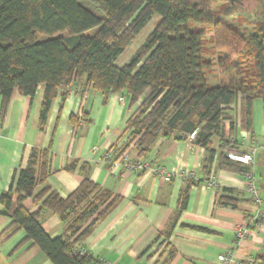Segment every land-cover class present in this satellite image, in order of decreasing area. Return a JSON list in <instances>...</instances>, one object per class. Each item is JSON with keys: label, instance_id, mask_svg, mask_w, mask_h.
Returning a JSON list of instances; mask_svg holds the SVG:
<instances>
[{"label": "trees", "instance_id": "obj_1", "mask_svg": "<svg viewBox=\"0 0 264 264\" xmlns=\"http://www.w3.org/2000/svg\"><path fill=\"white\" fill-rule=\"evenodd\" d=\"M221 1L228 6L227 14H244L230 12L239 9L234 0ZM257 1L258 8L250 17L253 33L246 37L238 27L215 17L214 0H0L2 115L16 90L33 98L44 86L41 126L47 124L58 96L66 100L68 91L62 88L73 82L78 89L85 82L105 95L126 92L131 107L142 103L127 122V141L108 150L111 158L107 165L121 161L132 144L137 153L132 161L136 162L145 158L160 138L185 141L197 131L195 143L208 154L203 168L207 178L216 156L213 138L220 144L219 168L242 177L250 168L230 160L225 150H241V131L254 141V103L260 100L264 104V0ZM155 15L160 19L143 47L129 63L116 66ZM42 36L47 39L41 41ZM209 38L216 49H229L232 55L241 47L249 51V63L239 62L230 68L219 63L230 82L218 87L210 86L206 77L211 67L204 57ZM237 106L236 117L233 109ZM50 158L49 150L34 149L28 167L15 171L9 189L0 198L1 213L13 219L6 233L13 236L23 231L26 236L21 247L32 243L52 264H105L78 247L122 198L102 190L89 178L90 164L82 169L85 179L80 187L62 198L46 184ZM186 179L177 218L186 210L195 183L194 178ZM30 197L41 204L35 212L22 206ZM15 202L18 208L10 214ZM218 202L236 207L224 197ZM44 211L59 216L64 226L61 236L51 238L43 230L40 217ZM257 264H264V254Z\"/></svg>", "mask_w": 264, "mask_h": 264}, {"label": "crops", "instance_id": "obj_2", "mask_svg": "<svg viewBox=\"0 0 264 264\" xmlns=\"http://www.w3.org/2000/svg\"><path fill=\"white\" fill-rule=\"evenodd\" d=\"M62 89L68 91V96L63 101L59 95L54 101L45 126L40 122L44 86L33 98L16 90L4 115L0 95V198L9 189L15 171L28 167L34 149L49 150L46 184L52 192L68 198L85 179L83 167L90 164L89 178L102 190L122 198L78 247L97 260L105 264H223L218 257L234 248V229L239 226L247 228L249 236L234 248V262L230 264H257V258L264 254V219H256L259 212L264 215V156H260L264 154V105L260 100L254 103L253 148L257 153L251 169L263 201L257 207L245 191L243 178L219 168L220 144L216 138L212 139L216 156L209 177L216 180L214 189L206 186L209 178L203 169L208 154L189 137L185 141L160 138L148 154V171L129 172L120 161L103 164L102 154L127 141V122L142 100L131 107L126 92H86L76 84ZM225 128L228 132V122ZM127 153L135 160V144ZM72 164L75 167L69 170ZM187 173L195 175V183L190 188L186 210L177 218L179 196L188 185ZM221 197L232 200L236 207L221 206ZM40 205L34 197L22 204L30 212ZM3 208L0 200V264H52L32 243L21 247L26 236L23 231L13 236L6 233L13 219L1 213ZM17 208L15 202L10 214ZM40 223L51 238L64 232L55 213L44 211Z\"/></svg>", "mask_w": 264, "mask_h": 264}, {"label": "rangeland", "instance_id": "obj_3", "mask_svg": "<svg viewBox=\"0 0 264 264\" xmlns=\"http://www.w3.org/2000/svg\"><path fill=\"white\" fill-rule=\"evenodd\" d=\"M234 1L238 3L239 9L238 11L231 10L230 12L232 13L243 12L244 13L243 15L232 16V15L227 14V12H225V8H227L228 6H226L225 3H223L221 0H214L213 10L215 13V17L217 19H220L222 21H225L229 24H232L238 27V29L241 32V35H245L246 37H248L249 34L253 33L252 26L250 25L252 24L250 23L251 22L250 17L252 16V10H254L255 7H257L259 2L257 0H234ZM257 11H258L257 14H260V9H258ZM159 19L160 17L158 15H155L153 17V19L146 25L144 30L138 36H136V38L131 43V45L128 46L126 48V51L117 59L115 63L116 66L122 67L133 59V57L137 54V52L143 47L149 35L154 31ZM46 39L47 38L44 36L40 38L41 41L46 40ZM211 42L212 41L209 38L207 41L206 50H205V52L207 53L204 56L206 62H209L211 64V67L206 70V77H207V81L210 86L218 87L222 83L228 84L230 82V77L226 76L223 73V69L225 67L230 68L231 66H234L235 64H238L239 62H245V61L248 62L249 61V51L245 49L244 47H241L240 49H238V51H236L232 55L229 52L230 51L229 49L228 50L221 49V48L216 49L214 44ZM220 62L223 63V65H225L224 68L219 67ZM236 74L237 72L234 71L233 75L236 76ZM85 84L86 83L83 82L80 85V88L83 89L87 87ZM91 89H93L92 86H91ZM238 113H239V107L237 106L233 109V116L237 117ZM260 156H264V154H260Z\"/></svg>", "mask_w": 264, "mask_h": 264}, {"label": "built area", "instance_id": "obj_4", "mask_svg": "<svg viewBox=\"0 0 264 264\" xmlns=\"http://www.w3.org/2000/svg\"><path fill=\"white\" fill-rule=\"evenodd\" d=\"M72 84H74V82ZM89 90H91L90 85L86 87V92ZM80 119L83 120L82 115L80 116ZM196 137H197V131L193 132L189 136V138L194 141L196 140ZM240 141H241V146H242L241 150H225V154L230 160L241 163L242 165L250 168V171H248L244 176L242 177L237 176V177L243 178V180L245 181L246 193L249 195V197L254 202V204L257 207H260L263 201L261 198L260 189H259V186L256 180V176L254 172L251 170L255 164V156H256L257 151L255 148H253V142L250 140V136L247 132L242 131V133L240 134ZM110 158H111V153L107 151L100 156V161L103 164H107ZM120 162H123L126 170L132 173H141V172L150 170V164H149L150 156L149 155H147L145 158L141 160L133 162L131 160L130 154L126 153L122 157ZM151 171L154 172V170H151ZM194 177L195 175L193 173L185 174V178H194ZM206 186L212 189L216 188L217 183H216L215 178L211 177L207 181ZM256 219L263 220L264 215L259 212ZM234 233L236 236V243L233 246L234 248L237 247L241 241L246 240L249 236L248 230L245 227L237 226L234 229ZM234 248L229 250L227 254L219 256L218 257L219 262L223 264H230L234 262ZM81 251L87 252L86 250H83V249H81Z\"/></svg>", "mask_w": 264, "mask_h": 264}]
</instances>
